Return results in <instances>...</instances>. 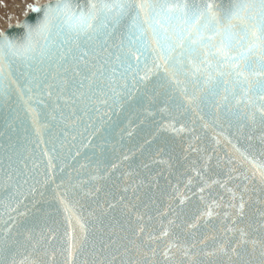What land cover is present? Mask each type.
Instances as JSON below:
<instances>
[{
  "label": "snow or ice",
  "instance_id": "obj_1",
  "mask_svg": "<svg viewBox=\"0 0 264 264\" xmlns=\"http://www.w3.org/2000/svg\"><path fill=\"white\" fill-rule=\"evenodd\" d=\"M29 7L43 15L21 36L0 32V104L15 97L21 132H0V264H264V0ZM146 99L191 138L175 184L141 198L143 181L129 195L67 171L85 115Z\"/></svg>",
  "mask_w": 264,
  "mask_h": 264
},
{
  "label": "water",
  "instance_id": "obj_2",
  "mask_svg": "<svg viewBox=\"0 0 264 264\" xmlns=\"http://www.w3.org/2000/svg\"><path fill=\"white\" fill-rule=\"evenodd\" d=\"M50 3H55V0H45L33 6H45ZM42 15V12L34 13L30 8L18 21L5 26L0 32L13 38L19 37L24 31L23 24H34ZM138 95V92L133 95L132 100L135 101ZM148 96L151 97V94L149 93ZM14 101L15 97H13V102H10L11 107L0 104V132H4L5 136L11 135L15 140L21 135L19 121L16 124L17 132L6 131V122L12 115V108L16 106ZM163 107H165L163 103H158L152 107L146 99L143 104L118 105L115 113L110 108L100 107L99 111L93 114L91 120L85 115L83 119L88 122L89 126L86 132L81 129L83 140L72 149L73 154L78 152L79 155L75 161L71 158L68 159L67 171L70 173L87 171L91 174L99 171L102 176L110 177L107 181L109 186L114 184L120 191L125 186H129V195H132V186L143 181V186L137 193L141 198L157 193L168 181L175 184L176 178L190 165V161L185 159L187 155L185 150L188 148L191 138L183 133L177 136L163 128L164 124L172 122L165 117L164 113L160 112ZM109 117L110 119H108ZM189 119H194V117ZM93 123L96 124L95 129L92 127ZM197 135H200L199 131ZM211 135L212 133L209 131V137ZM220 139L224 144L227 143L223 141V137ZM4 142L5 137L0 136V145ZM196 146H207V142L204 145L197 143ZM212 147H215L214 142L208 148V154H212ZM228 147L230 148V145ZM216 151L221 157L224 156L221 149L217 148ZM193 158L195 157L193 156ZM181 164L183 167L180 166ZM212 164H215V160L212 161ZM81 165H88V167L83 169ZM101 169L105 171H101ZM84 179L86 180L87 177ZM186 179L187 177H185ZM103 183L104 181H97L96 186L99 187ZM180 187L181 191H185L183 184ZM193 191L196 189L193 188ZM187 194L191 195V193ZM198 195L197 193V199ZM205 195H208L207 191ZM24 202L29 203L27 200ZM167 204L168 200L165 198V207ZM21 210L23 211V209ZM4 218L6 219V216Z\"/></svg>",
  "mask_w": 264,
  "mask_h": 264
},
{
  "label": "rangeland",
  "instance_id": "obj_3",
  "mask_svg": "<svg viewBox=\"0 0 264 264\" xmlns=\"http://www.w3.org/2000/svg\"><path fill=\"white\" fill-rule=\"evenodd\" d=\"M45 0H0V31L7 25L18 21L30 9V5Z\"/></svg>",
  "mask_w": 264,
  "mask_h": 264
},
{
  "label": "bare ground",
  "instance_id": "obj_4",
  "mask_svg": "<svg viewBox=\"0 0 264 264\" xmlns=\"http://www.w3.org/2000/svg\"><path fill=\"white\" fill-rule=\"evenodd\" d=\"M23 17V16H22Z\"/></svg>",
  "mask_w": 264,
  "mask_h": 264
}]
</instances>
